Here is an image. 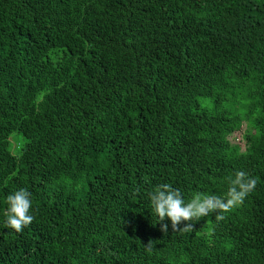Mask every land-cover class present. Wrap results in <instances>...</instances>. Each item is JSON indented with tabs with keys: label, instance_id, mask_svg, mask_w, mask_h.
Segmentation results:
<instances>
[{
	"label": "trees",
	"instance_id": "16d2710c",
	"mask_svg": "<svg viewBox=\"0 0 264 264\" xmlns=\"http://www.w3.org/2000/svg\"><path fill=\"white\" fill-rule=\"evenodd\" d=\"M236 170L223 219L157 222L155 185ZM0 264H264V0H0Z\"/></svg>",
	"mask_w": 264,
	"mask_h": 264
},
{
	"label": "clouds",
	"instance_id": "9594fccd",
	"mask_svg": "<svg viewBox=\"0 0 264 264\" xmlns=\"http://www.w3.org/2000/svg\"><path fill=\"white\" fill-rule=\"evenodd\" d=\"M256 178L245 170H236L226 178V189L222 194L215 191L197 190L187 198L182 190L169 182L159 183L148 193V200L157 222L167 219L173 230L191 231L194 222L203 217L217 214L223 219L222 210L240 205L255 189ZM32 193L26 187H20L6 197L5 224L16 232L34 220ZM182 222L183 227H181ZM168 223H161V231L167 232ZM151 248V245H149Z\"/></svg>",
	"mask_w": 264,
	"mask_h": 264
},
{
	"label": "rangeland",
	"instance_id": "374dc122",
	"mask_svg": "<svg viewBox=\"0 0 264 264\" xmlns=\"http://www.w3.org/2000/svg\"><path fill=\"white\" fill-rule=\"evenodd\" d=\"M18 135V134H17ZM11 139H16V134L11 137ZM232 142L240 148H243V130H240V132L235 133L233 137L231 138Z\"/></svg>",
	"mask_w": 264,
	"mask_h": 264
}]
</instances>
